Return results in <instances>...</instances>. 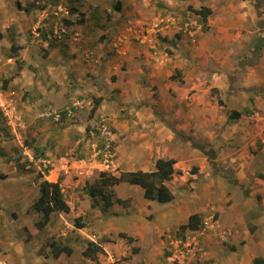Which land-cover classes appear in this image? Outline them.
<instances>
[{
  "label": "rangeland",
  "instance_id": "1",
  "mask_svg": "<svg viewBox=\"0 0 264 264\" xmlns=\"http://www.w3.org/2000/svg\"><path fill=\"white\" fill-rule=\"evenodd\" d=\"M262 1L256 2L262 5ZM60 2L70 12L63 15L65 17L70 16L69 21L81 20L85 16L81 15L80 11L74 12L75 14L72 11L78 10L81 5L88 7L87 0H60ZM123 2L124 8L128 11V18L127 16L124 18L121 10L116 9V0H104V14L108 17L109 23H115L112 35L116 34L117 29L124 25L125 36L128 37L126 33H130L133 41L141 43L138 45L142 50L141 54L144 53L143 48H146L143 44L148 45L147 49L152 54L151 57L146 55L148 57L145 56L144 60H140L139 64L143 73L137 77L138 90L129 92L139 96L138 102H143L145 98V100L152 98L154 102H160L158 110L164 108L160 109L159 112L161 113L157 114L156 112L154 114L152 123H150V119H146V121L141 120L137 125L130 124L133 129L127 128L128 131L122 129L120 138L112 139L113 151L120 145V152L115 155L110 169L96 164V166L90 167L93 170L90 177H83L79 183L76 181L77 175L75 174L69 177L70 181H66L63 171L58 173L64 179L62 184L71 211L69 213L63 212L66 220L56 214L62 221L58 222V231L52 237L45 230H39L36 227L35 222L40 217V213L37 211L28 213L26 211L39 195L35 197L36 185L34 181H37L34 178L37 175L32 177V173L28 170L34 171L39 166L41 169L46 168L41 163V160L44 159L50 160L47 167H55L53 164L56 165L57 160L65 162L62 158H70L71 156H83L88 162L95 161L96 158L93 156L91 148L98 143L97 141L102 142L101 135L96 129V121L101 114H106V111H96L90 116L96 99L94 97L91 104L82 103V107L77 106L73 116H66L61 121L48 113L42 115L44 110L38 117L28 112L33 115L23 116V120L27 121L26 126L30 128L26 134L27 129L24 128L25 131H23L22 138L25 146L13 139L15 136L11 135L10 124H7L5 116L0 113V152L2 153L0 155V167L1 159L4 160V166H7L4 169L0 168V264H44L45 260H49L53 264L59 262L63 264H85L90 261L86 260L80 248H82V244L87 247L86 241L84 242L87 238L83 239L86 234L89 238L108 243L106 247L109 252L102 256L99 264H233V261H237V264H249L248 258L250 259V256L254 255L252 253H258L259 256H262L264 250L263 247V250L259 252L261 248H258L264 241V225L261 221V218L264 217V107L262 109L257 107V101L263 102L264 105V61L247 59V53L241 49L239 58H235L233 53L228 54L226 50L232 48L230 43L232 39H223V46H202L200 44L203 39L202 34L209 32L210 25L207 26L208 17L207 20H203L200 15L194 12V8H198V6L195 7L198 0H123ZM208 3L217 10L220 0H209ZM215 10L209 15L213 21H217L219 17ZM100 16L102 17V15ZM174 17L176 18L174 19ZM144 18L150 19V21L151 18H154L158 24L154 28L155 31L158 28L169 31V35L157 33V38L160 36V42L156 47L151 46V36L148 34V30L153 29L150 28L153 24L149 21L145 22ZM92 19L90 17L87 19L88 22H92L91 26L95 23ZM172 19L174 20L169 21ZM85 22L86 19L83 23ZM168 23L171 25V29ZM111 26H113L112 23ZM130 26L132 28H129ZM200 26L202 27L200 28ZM243 26L245 35L246 31L250 29L248 26ZM140 27V30L134 32ZM54 28L52 25L51 29L43 31L51 32ZM38 29L41 30V27ZM139 31L140 34H138ZM155 31L152 34L153 39H155ZM234 31L229 29L226 32L230 34ZM216 33H220V31H216ZM145 34H147V38L142 43L141 39ZM177 34L180 35L177 36ZM213 37L218 38V35L215 34ZM261 40L256 38V43L261 42ZM210 41L209 43H214ZM253 48L252 51L255 55L260 56L261 54V57H264V50L259 48L256 52L257 45ZM219 49L225 51L220 52ZM146 59H150V62ZM152 63L154 64L152 65ZM155 65L162 73L164 85L168 81L166 75L170 76L168 72L171 71V75L176 77L170 76V78L174 80L176 85H179V88L171 87L168 91L169 87H166L164 92L166 96H164L158 86L148 79L149 67ZM124 68L126 67L124 66ZM217 80H220L218 82L220 85ZM2 82L3 79L0 78V83ZM216 83L220 88L217 87ZM125 95L129 96L130 94L127 92ZM176 99L181 102L183 112L178 113L176 110L165 114L167 117L162 116L166 107L171 106L170 101ZM127 100L128 97L122 99L117 95L109 101V105L113 109L116 108L115 110L122 119L131 116L129 108L134 106V103ZM22 106L21 103L18 108L14 106V112L19 114L18 110L22 109ZM64 108L65 106L59 107L58 110ZM233 110L241 111L242 115L239 119L229 117ZM148 111L151 110L148 109ZM106 115L109 117V114ZM86 116L92 119L91 122ZM165 117L166 119L174 117V123L166 122ZM135 118H138V114H135ZM37 127L41 135L36 133ZM42 128L45 129L44 133L41 131ZM112 129L116 131L113 125ZM160 137L163 138V145L156 144ZM30 140L40 146L51 143L50 148L45 152V158L37 159L31 150H28V154V151L25 150L27 145L24 142ZM73 148H78V151ZM128 149L137 150L141 155L143 152L142 161L150 152L157 156L175 155L177 173L171 179L170 186L178 195L182 205L187 203L189 208L195 210V205L198 202L197 196L204 199L203 196L207 193L212 198L211 201L206 198L205 204H202L203 206L198 209L203 219L200 230L187 231L184 234L190 238L188 243L195 244L192 242L194 240L197 245L196 252L184 251V254H181V262L178 257L169 259L172 249L171 239L178 232V229L174 226L170 227L172 225L168 223L169 221L167 222L166 218L162 219V215H166V212H169L170 216L173 214L169 208H174L175 205L158 201L153 202L152 205L147 204L144 200H140L138 192L135 193L134 199L137 202L135 203L133 198L127 196L128 190H121L131 184L123 182L120 184V190L118 186L111 187V190L114 193L115 201L117 198L128 199L129 204L127 206L116 201L113 206L104 210L102 199H99L97 207L91 206L88 190L90 185L100 177L103 170L120 175L122 172L128 171L127 169L133 168V166L129 167L127 163L124 164L117 159L118 155L124 156L126 154L128 157L132 152L127 151ZM28 156L33 157L35 161L29 160ZM62 162H60V166L63 164ZM136 165L138 166V164ZM61 169L63 170L62 166ZM24 171L28 172L24 174ZM78 176L81 175L78 174ZM56 177L57 174L51 176L52 179ZM131 188L137 190L135 187ZM141 198L144 197L141 196ZM207 203L213 205L208 206ZM229 205H234L235 211H230L225 218L222 212L223 218H221V212L218 209L221 206L227 208ZM206 206L207 209H205ZM161 207L163 209L159 211ZM236 211L240 214L245 213L244 215L241 214V217L244 218L243 222L237 221L240 227L234 232L230 224L236 222L234 219L239 220L237 218L239 216L234 215ZM31 214L36 216L34 220H32ZM125 214L143 220L144 225L142 226L145 230L152 229L153 232L156 228L161 227L163 229L158 237H156L157 233L150 234L149 231L140 243L135 235L137 241L129 242L119 235L120 231L131 235L136 233V230H132L135 228V223H132L131 226V221L126 219L129 217L123 218ZM19 216L21 217L19 218ZM77 216H81L82 221L88 222L87 226L78 228L75 225ZM230 218L233 220L229 221ZM254 219H257L255 221L260 225L259 228L252 224ZM23 223L29 226L25 228V231L20 228V224ZM246 227H250V229L247 230ZM17 228L20 232L17 231ZM29 228L37 232L32 237L35 243H38L40 237L43 236V254H52L50 241L67 244L66 241L72 240L71 246L76 248L77 245L79 249L70 257L54 258L52 255L50 259H46L38 253L39 246L28 249L24 245L23 240L30 234ZM145 230L144 233H146ZM247 231L250 233L249 235ZM209 233L216 235V246H222L224 250L226 249L224 255H221L222 252L217 251V248L214 253L211 247L207 245L205 239ZM9 235L10 241L13 240V243L10 244V248H12L10 249V259H6L9 256L7 245L1 241L6 240L5 242H7ZM155 239L156 241H154ZM120 241L124 246L122 244L118 246ZM134 246L139 247L135 253L132 251ZM141 247L144 250L142 253H140ZM139 253L141 254L140 258ZM91 264H97V262L93 261Z\"/></svg>",
  "mask_w": 264,
  "mask_h": 264
},
{
  "label": "crops",
  "instance_id": "2",
  "mask_svg": "<svg viewBox=\"0 0 264 264\" xmlns=\"http://www.w3.org/2000/svg\"><path fill=\"white\" fill-rule=\"evenodd\" d=\"M117 1L118 0H116V3ZM121 1H122V5H121L122 9L120 12L124 14V15L122 14V16H125L124 18H126V16L128 18L127 15L128 11L124 8L125 6L123 0ZM207 1L209 2V0H205V1L198 0V3H196L195 7L198 6V8H200L202 6H206L210 8L213 13V10L215 9L213 8L212 4L208 3ZM256 1L258 0H220V5H218L217 10H215L219 14L218 20L213 21L211 20V17L208 16L207 26L210 25L209 32H205V34L201 33L203 39L201 40L200 44L202 46H206V45L223 46L224 44V42L222 41L223 39L225 40L232 39V42H230L232 48L226 50L228 54L233 53L235 55L234 56L235 58L236 57L239 58L240 57L239 52L241 50L242 51L245 50V52L247 53L246 56L247 59L250 58L253 61L260 60L261 62H263L264 57H261V54L260 56L255 55L254 52L252 51L254 49L253 47H255L256 45H257L256 52L259 48L262 51L264 50L263 48L264 0L262 1L263 2L262 5L257 3ZM86 3L88 7H84L81 5V8L77 6L78 10L74 9V11H72V13L76 11H80L79 13L82 12L83 14L86 15V22L81 24L79 20L69 21L70 16L64 17L63 14H65L67 11L63 13L60 12L61 10L59 12L56 11L57 7L58 9L59 8L62 10L64 9L63 5H61L60 0H44L41 2L40 0H0V31L2 33V38L0 39V78L3 79L2 84L5 88V91L7 92L6 94L7 97H5V99H8L9 102H11L10 107L16 106L18 108L20 107V103L23 105L22 106L23 108L18 110L19 114L17 113V116L20 118L19 124L22 126L19 128L17 132L21 137H23L22 131H25L24 128L27 129L25 131V134L30 129L29 126H26L27 121L23 120V116H29L34 114L35 116L38 117L43 113L41 112L42 110H44V113L42 115H45L46 113L49 114L55 110H58L59 107L71 105L74 102H80L81 105H83L82 103L91 104L92 100H94V97H96L94 101L101 99V104L98 106L96 111H100V112L106 111V114H109V119H111V124L116 129V131L114 130L112 136L113 139H115V137L120 138V135L122 134L121 131L122 129L124 131H128L129 128L133 129V126L130 124L137 125L141 120L146 121V119H150L151 121L150 123H152L153 122L152 118L155 117L154 114H156V112L157 114L161 113L159 112L160 109L164 108L162 107L158 110V105L160 102L158 101L154 102V99L152 98H151L152 101L151 99L145 100L146 99L145 98L144 101L142 100L143 102L141 101L138 102L137 99L139 96L135 94H131L129 92V91L134 92L138 90L137 86L139 85V83L137 77L141 76L143 73V69L140 68V64H139L140 60L141 59L144 60V57L146 55H148L149 57L152 56V54L147 49L148 45L143 44V46H146V48L142 47L144 53L141 54L142 50L140 49V47H138V45H140L141 43L137 41H133L132 35L130 33H126L128 37L125 36L124 25H122V27L117 29L118 31L116 34L112 35V31H114L112 29L115 28L114 27L115 23L110 21L113 25L111 26L108 17L104 14L105 13L104 0H87ZM57 4L60 5L57 6ZM100 15H102V17ZM88 17H90L91 19L93 18L92 20L95 21L93 26H91L92 22L87 21ZM175 18L176 17H174V19ZM174 19L169 21H173ZM144 21L145 22L149 21L150 23L153 24V25L151 24L152 26H150V28L151 27L153 28L152 30L148 28L149 29L148 34H150L151 36L150 37L151 46L154 45L156 47V45L160 42V36L157 38L158 36L157 33L169 35V31L163 28H158L157 31L154 30L156 25H158L157 22L154 21V18H151V21L150 19L148 20L147 18H144ZM63 22L65 23V25L61 27V30L66 31V33L61 35L58 41H54L52 45H50L51 43L46 39L43 30L51 29L52 25H54V27L59 29L60 25L63 24ZM164 25L165 24L163 23V26ZM243 25L248 26V28L250 29L249 31H246L248 34L246 33L244 35ZM169 26L171 29L170 24ZM38 27H41L42 31L39 30ZM201 27L202 26H200V28ZM129 28L132 27L130 26ZM140 29L141 27L135 29L134 32ZM229 29H231L232 31L235 30L234 33L228 34L226 31ZM153 31L156 32L155 39H153L152 37ZM216 31H220V33H216ZM138 34H140V31L138 32ZM215 34L218 35V38L213 37ZM178 35L180 34H177V36ZM146 38H147V34H145L142 37L141 39L142 43L146 40ZM256 38L262 39L261 42L256 43ZM136 39L138 40V37ZM209 40H211L210 42H214V43H209ZM13 43L21 46V48L18 51V56L16 57L15 56L12 57L11 46ZM219 51L223 52L225 50L219 49ZM146 61L150 62V59H146ZM153 64L154 63H152V65ZM124 66L126 68H124ZM149 68H150V73L148 74V79L152 80V83L154 85H157L160 91L163 92V94L165 92L166 87H169L168 91L170 90L171 87L174 89L179 88V85H176L174 83V80L170 78V76H172L171 71L168 72L170 76L166 75L168 81L164 85V80L162 79L163 76L162 73L159 72L160 69H158V66L155 65ZM217 77L218 75L216 76V79ZM219 81L220 80H217V83ZM218 84L220 85V83ZM218 84L217 87H219ZM127 92L130 94L129 96L125 95V93ZM117 95L119 98L122 99H124V97H128L127 101L134 103L133 104L134 106L129 108L131 116H127L128 118L126 119L120 118L117 111L115 110L116 108L114 107L115 109H113V107L109 105L110 99L112 97L115 98ZM164 96H166V94H164ZM170 103L171 106H169L168 108L166 107L164 112H162L163 114L162 116H166L165 114H168L176 110L178 111V113L183 112V107L180 101L176 99V100H171ZM257 107L262 109V107H264L263 102L257 101ZM148 109H150L151 111H148ZM28 112H31L33 114ZM135 114H138V118H135ZM148 114L149 116H146ZM86 117H88L91 122L92 119L89 116ZM166 117H165L166 122L171 121L172 123H174V117L170 119H166ZM46 119L48 120V118ZM38 129L39 128L37 127L35 131H37L36 132L37 134L41 135V132H39ZM41 131L42 133H44L45 129L42 128ZM13 136L15 135L13 134ZM41 138L43 139V137ZM13 139H16L17 141L16 137H14ZM162 140L163 138L160 137V139L156 141V144L163 145ZM79 146L78 148L80 149ZM78 148L75 149L73 148V149L78 151ZM119 149H120V145L116 147L114 153L115 155H117L120 152ZM127 151L129 152L132 151L128 157L126 156V154H124V156L118 155L117 159L124 164L127 163L129 167L133 166V168L127 169L128 171L138 170V169H142L145 171L153 170L155 168V162L158 158L160 157L175 158V155L172 154L157 156V155H153V152H150L142 161L143 152L141 155L137 150L128 149ZM0 155H2L1 152ZM62 159L66 160V163H63L62 160L61 161L57 160L56 162L58 164L57 163L56 165L53 164L55 167H52L50 169L49 174H44L42 177H39V180L40 181L43 179H49L51 181L60 180L61 185L63 187L62 180L64 179H62V177H60L58 174L60 173V171H64L63 173H65L66 181H70L69 177L71 175L74 174L77 175L76 181H78L79 183V181H82V178L86 177V175L89 174V172L90 173L93 172V170L90 169V167L92 168L93 166H96V164L100 165L99 162L94 160L92 162H88L86 158L83 156L80 157L71 156L70 158L65 157ZM60 162L63 163L61 164L63 170L61 169ZM4 164H5L4 160L1 159V167L3 169L4 167H7L4 166ZM136 164H138V166ZM39 169L40 168L38 169L36 168L34 169V171L31 170L28 171L32 173V177H33L35 174H37ZM175 170H176L175 171L176 174L177 173L176 164H175ZM28 171H24V174L25 172ZM53 174L55 175L57 174V177L52 179L51 176ZM78 174L81 175L80 176L81 178L78 176ZM170 182L171 180L167 181L166 183L172 190L170 186L171 185ZM121 183L116 184L114 186H118L120 190ZM34 184L36 185L35 186L36 187L35 197H36L38 194H40L39 182L34 181ZM68 186H72V185H68ZM130 187H135L137 190L133 188L130 189ZM121 190L124 191L128 190V193H126L127 196H130L133 199L135 197V193L138 192V195L140 196V200H144V202L147 204L152 205V203L155 202L153 200L141 198V196L144 197L143 195L144 189L139 185H134V184L127 185L126 188H123ZM63 191L65 192L64 188ZM172 192L175 195V199L171 202H168V205L169 204L175 205L174 208L173 207L169 208L171 209V213L173 214L170 216L169 212H166V215H162V219L166 218L167 222L169 221L168 223L172 225L170 227L174 226L176 227V229H179L181 224L187 222L191 214L196 213V211H198V213L200 212L198 209L203 206L202 204H205L207 200L206 198H208L209 201L212 200V198H210L207 193L205 196H203L204 199L197 196L198 202L195 205L196 206L195 210H192L187 206V203L182 205V202L179 201V198L177 197L178 195L175 194L173 190ZM133 202L137 203L135 199ZM206 205L212 206L213 204L207 203ZM163 207L159 208V211H161ZM205 209H207V206ZM234 209H235L234 205H229L227 206V208L221 206V208L218 209L219 212H221L220 217L223 218L221 216L222 212L225 215L224 218L227 217L228 213L230 211H233ZM244 213L245 212L241 214L244 215ZM241 214L240 212L237 213V211L234 212V215L239 216L237 217L239 220L234 219V221L236 222L230 224L234 232H236L237 228L240 227L239 224H237V221L243 222L244 218L243 216L241 217ZM59 215L63 217V219H65L63 212H60ZM31 216L33 217L32 220L36 218L34 214H31ZM125 216L129 218H126ZM174 216L176 217L174 218ZM185 216L186 218H184ZM20 217L21 216H19V218ZM55 218H57V216ZM123 218L129 219L131 221L130 223L131 226L132 223H135V228L132 230L134 231L136 230L135 231L136 233L134 234L132 233V235L133 236L135 235L139 243L143 239H145L146 235H148L147 232L150 231V234H153V232L155 234L157 233L156 237H158V235L161 233L163 229L160 227V228H156V230L153 232L151 231L152 229L148 231L147 229L145 230L144 226H142L144 225L143 220L141 221L139 220V218L126 214L123 216ZM231 220L233 219L230 218L229 221ZM255 220L257 219H254L252 221V224L256 225L259 228L260 225ZM61 221H62L61 219H58L57 222L55 223L54 220L52 219V221L46 226L44 230L48 231L47 234L49 236L51 237L54 236V233L58 231V222ZM261 221H262V225H264L263 224L264 217L261 218ZM27 227H29L28 224L25 223L20 224V228L23 231H25V228ZM29 229L31 236L37 234V232L31 230V228ZM249 229L250 227L247 228V230ZM18 230L19 229L17 228V231ZM144 230L146 231V233H144ZM18 232H20V230ZM249 234L250 233L248 232V235ZM27 238L28 236H26V238L23 240V243L29 249L31 245H34V240H32V238L27 240ZM85 238H87V240H84V242L90 240L87 234L86 236H83V239ZM263 238H264V231H263ZM205 240L207 245H209L213 251L217 248V251L222 252L221 255L225 254L224 251L226 249L224 250L222 246H216L215 241L217 239L215 234L209 233L206 236ZM5 241L6 240H3L1 241V243L3 242L5 245H7L9 256H7L6 259H10V249H12L10 248V244L13 243V240L10 241V235H9L7 242ZM154 241H156V239ZM263 242L261 243V245L258 246V248H261L259 252L263 250L262 249L264 247ZM86 243L87 242H85V244ZM106 244L108 245L106 241L101 243L104 250L106 252H109L108 248L106 247ZM121 244H122L121 241L118 242V246H121ZM122 246H124V244H122ZM81 247L82 248H80V250L81 252H83V250L86 249V246L82 244ZM73 249H74L73 254H75L79 248L76 245V248L74 246ZM142 252H144L143 247L140 248V253ZM215 252L216 251H214V253ZM140 253H139V258L141 257ZM104 254L106 253L99 252L98 257L100 261ZM252 254L254 255L250 256V259L248 258V260L250 261L249 264H252L254 257L259 256L258 253H252ZM262 257H264V250ZM86 260L90 262H86L85 264H91L93 262V260H91L90 258H86ZM233 264H237V261L235 262L233 261Z\"/></svg>",
  "mask_w": 264,
  "mask_h": 264
},
{
  "label": "trees",
  "instance_id": "3",
  "mask_svg": "<svg viewBox=\"0 0 264 264\" xmlns=\"http://www.w3.org/2000/svg\"><path fill=\"white\" fill-rule=\"evenodd\" d=\"M115 5L117 10L122 9L121 0H118ZM194 12L200 15L203 18V20H207V17L211 14L212 10L206 6H202L200 8H194ZM1 38H2V33L0 31V39ZM52 43L53 42H51L50 45H52ZM20 48L21 46L16 45L14 43L12 44L11 46L12 57L18 56V51ZM174 77L176 76L173 75L172 78ZM220 101L223 102L222 100ZM100 104H101V99L95 101L91 109L90 116H92L93 113L96 112ZM241 115H242L241 111L233 110L232 114L229 117L237 120L241 117ZM66 116L67 115L64 111L62 113V119ZM87 128L90 130L89 127ZM25 144L27 145L29 150L35 153V157L37 159L45 158L44 157L45 152L51 146L50 142L45 146H40L34 143L33 140L25 141ZM176 162L177 161L175 158L160 157L156 160L155 168L153 170H147V171L142 169L130 170V171H124L120 175H115L107 171L101 172L100 177L93 184L90 185L88 190L89 195L91 197V206L97 207V205L99 204V199L103 200L104 210H107L108 208L113 206L116 201L123 206H127L129 204L128 199L117 198L115 201L114 193L111 190V187L124 181L129 182L130 184L141 186L144 189L143 195L145 199L158 201L160 203H168L173 201L175 199V195L166 182L173 178L176 171L175 170ZM49 170H50L49 167H46L44 169L39 170L38 173L36 174L37 176L35 177V180L39 182L40 194L38 198L35 199V201L32 203V205L26 210L28 213H30L31 211H37L40 213V217L35 222V225L39 230H44L46 226L52 221V219L54 220V222H57V220L60 219L58 218L60 212L69 213L71 211V206L65 197L60 180L58 181H51L49 179H43L41 181L39 180V177H42L44 174H48ZM56 216L58 218L57 220H55ZM202 221L203 219L200 213H193L190 215L187 222L180 225L178 229V233L184 234L187 230L200 229ZM87 224L88 222L82 221L81 216H77L75 218V225L77 227L82 228L87 226ZM47 232L48 231H46V233ZM119 235L126 238L127 241L129 242L137 241V239L133 235L128 234L127 232L120 231ZM27 236H28L27 240L33 237L31 236V234H28ZM42 237L43 236L40 237L38 243H35L34 241V245H31V247L39 246L38 253L43 255L46 259L47 258L50 259L52 255L54 258H60L63 256L70 257L73 254L74 249L70 244L72 243V240L66 241L67 244L58 243L57 241H50L51 242L50 246L52 247V254L51 255L46 253L43 254L42 249L44 244L42 243L43 242ZM108 240L111 241L110 239ZM86 244L87 247L85 250H83L84 257L90 258L91 260L96 261L97 264H99V257H98L99 252L105 253L103 246L92 240H88ZM138 250L139 247L137 246H134L132 248V251L134 253L137 252ZM43 263L53 264V262H50L49 260H45ZM57 264H63V263L59 262ZM253 264H264V257L262 256L255 257L253 259Z\"/></svg>",
  "mask_w": 264,
  "mask_h": 264
},
{
  "label": "clouds",
  "instance_id": "4",
  "mask_svg": "<svg viewBox=\"0 0 264 264\" xmlns=\"http://www.w3.org/2000/svg\"><path fill=\"white\" fill-rule=\"evenodd\" d=\"M41 1H44V0H40V2ZM60 4H57V6H59ZM61 10V11H60ZM56 11H60V12H66L65 14H63V15H66V14H69L70 12L68 11V9H65V7H64V9L62 10V9H58V7H57V10ZM72 11V10H71ZM81 15H85V14H83L82 12L80 13ZM65 17V16H64ZM66 17H68V16H66ZM86 17V15L85 16H83L82 17V20L80 21V19H78L79 21H80V23H83L84 21H85V18ZM65 25V23L63 22V24H61L60 25V27H59V29L58 28H54L53 29V31H51V32H47V31H43L44 33H45V37H46V39L48 40V41H50V43L51 42H54V41H58L59 39H60V37H61V35H63V34H65L66 33V31H64V30H61V27L62 26H64ZM67 25V24H66ZM41 31H42V29H41ZM42 34V33H41ZM0 88L3 90V92H4V94L5 95H3V96H5V97H7L6 96V94H7V92L5 91V88H4V86H3V84L2 83H0ZM10 105H11V102H10ZM77 106H80V107H82V105H81V103L80 102H74V103H72L71 105H67V106H65V108L64 109H61V110H55V111H53V112H51V113H49L50 115H53L54 117H55V119H57V120H59V121H61L62 120V113L65 111V113H66V115L67 116H73L74 114H75V109L77 108ZM13 108L14 107H8L7 109H10V114H9V112H8V116L7 115H5V111L0 107V113L3 115V116H5L4 118H5V121L7 122V124L10 126V132L12 133V135L14 134L15 135V137L17 138V141L19 142V144L20 145H22V146H25V145H23V138L18 134V130H19V128L20 127H22L20 124H19V122H20V118L17 116V113H16V111L14 112V110H13ZM68 108L71 110V114H68ZM56 112H59L60 114H61V117L58 119V118H56ZM6 119H8V120H6ZM101 119H105V123L107 124V126L109 127V131H110V134H106V135H103L102 133H101V130H100V128H99V126H100V120ZM111 119H109V117L106 115V114H101L100 115V117L99 118H97V121H96V129L98 130V132L100 133V137L102 138V142L101 143H99V141H97L98 143H96L99 147H101V148H103V147H105V145L107 144V143H109V145H110V150H111V152H112V158H111V160H112V162H111V164H113V162H114V157H115V149H114V151H113V145H112V136H113V133H114V130L112 129V124H111ZM22 133H23V131H22ZM98 140V139H97ZM25 143V142H24ZM26 149V151H28L29 149H28V147H25ZM91 150H92V152H93V146H92V148H91ZM28 154H29V151H28ZM93 156H94V152H93ZM29 157V156H28ZM31 157V156H30ZM28 158L29 160L31 159V160H33V161H35V159H33V157L32 158ZM95 158H96V160L95 161H97V162H99L100 163V166H102V167H104V168H106V169H110L109 167L111 166V164H110V166L109 167H107L104 163H103V157L102 156H94ZM63 163H66V160H65V162H63ZM98 165V164H97ZM39 166V165H38ZM39 170H41V167L39 166ZM52 167L51 166H49V169H51ZM50 171V170H49ZM104 171H106V170H103L102 172H104ZM64 172V171H63ZM107 172H109V171H107ZM93 173V172H92ZM49 174V173H48ZM65 174V173H64ZM90 175H91V173L89 172V174H87L86 175V177H90ZM62 186V185H61ZM62 189H63V187H62ZM64 192V191H63ZM64 194H65V192H64ZM93 208H95V207H93ZM79 228V227H78ZM82 228H84V227H82ZM201 228V227H200ZM198 230H200V229H197V230H187V231H198ZM186 231V232H187ZM185 232V233H186ZM184 233V234H185ZM184 234H179L178 232H176V234L174 235V236H172L173 238L174 237H181V238H183V239H185V240H190V238L189 237H186ZM90 240H92V241H95V242H97V243H99V244H101L102 242H99L98 240H94L93 238H90ZM87 242V241H86ZM192 242H194L195 243V241L193 240ZM196 245H197V243L196 244H191V246H190V252L189 253H193V252H196ZM105 253H107L108 254V252H106L105 251ZM171 253V252H170ZM169 259H173L172 257H171V255H170V257H169ZM172 261V260H171ZM180 262H181V259L179 260Z\"/></svg>",
  "mask_w": 264,
  "mask_h": 264
},
{
  "label": "built area",
  "instance_id": "5",
  "mask_svg": "<svg viewBox=\"0 0 264 264\" xmlns=\"http://www.w3.org/2000/svg\"><path fill=\"white\" fill-rule=\"evenodd\" d=\"M5 95L3 90L0 88V107L5 111V115L8 116V112H9V109H7L8 107L10 108V102L8 99H5ZM68 114H71V110L68 108ZM56 118H60L61 117V114L59 112H56ZM100 130H101V133L103 135H106V134H110V131H109V127L107 126V124L105 123V119H101L100 120ZM93 152H94V156H102L103 157V163L109 167L112 160V152L110 150V145L109 143H107L105 145V147L101 148L99 147L97 144H94L93 145ZM42 163L45 165V167L48 166V163H50V160H41ZM197 242H195L196 244ZM171 246H172V249H171V257L173 259H175L176 257L180 258L181 259V254H184V251H187V252H190V246L191 244L188 243V240H185L181 237H174L173 239H171ZM183 250V252H182Z\"/></svg>",
  "mask_w": 264,
  "mask_h": 264
}]
</instances>
